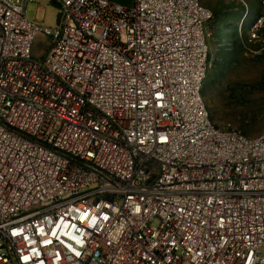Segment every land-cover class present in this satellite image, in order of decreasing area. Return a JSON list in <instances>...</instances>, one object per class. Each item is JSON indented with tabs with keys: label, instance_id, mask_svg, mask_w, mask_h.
Segmentation results:
<instances>
[{
	"label": "built area",
	"instance_id": "built-area-1",
	"mask_svg": "<svg viewBox=\"0 0 264 264\" xmlns=\"http://www.w3.org/2000/svg\"><path fill=\"white\" fill-rule=\"evenodd\" d=\"M29 2L0 0V264H264V133L211 120L212 12Z\"/></svg>",
	"mask_w": 264,
	"mask_h": 264
},
{
	"label": "rangeland",
	"instance_id": "rangeland-1",
	"mask_svg": "<svg viewBox=\"0 0 264 264\" xmlns=\"http://www.w3.org/2000/svg\"><path fill=\"white\" fill-rule=\"evenodd\" d=\"M108 1L123 7L134 2ZM242 1L244 4L240 0H201L213 14L207 26L210 68L203 97L216 127H230L254 138L264 133V20L254 28L259 18H264V1ZM229 8L239 9L241 17L228 19L223 11ZM59 11L56 0H34L26 7V18L53 28ZM226 21L228 27H224ZM48 44L46 36L38 35L33 55L45 57ZM233 44H238L236 51Z\"/></svg>",
	"mask_w": 264,
	"mask_h": 264
},
{
	"label": "crops",
	"instance_id": "crops-1",
	"mask_svg": "<svg viewBox=\"0 0 264 264\" xmlns=\"http://www.w3.org/2000/svg\"><path fill=\"white\" fill-rule=\"evenodd\" d=\"M240 2H241V0H240ZM223 13H225V16L228 19H234V18H237V17H241V14H242L241 12H239V9H237V8H229V9L223 11Z\"/></svg>",
	"mask_w": 264,
	"mask_h": 264
},
{
	"label": "trees",
	"instance_id": "trees-1",
	"mask_svg": "<svg viewBox=\"0 0 264 264\" xmlns=\"http://www.w3.org/2000/svg\"><path fill=\"white\" fill-rule=\"evenodd\" d=\"M227 25H229L228 22H226V23L224 24V27H226ZM227 27H228V26H227ZM227 35H228V33H227ZM232 46H233V50L236 51V50H237V47H238V44H233Z\"/></svg>",
	"mask_w": 264,
	"mask_h": 264
}]
</instances>
